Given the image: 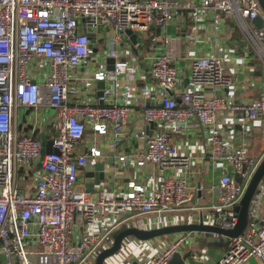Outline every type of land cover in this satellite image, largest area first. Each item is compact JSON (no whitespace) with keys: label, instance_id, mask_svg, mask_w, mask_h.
<instances>
[{"label":"built area","instance_id":"built-area-1","mask_svg":"<svg viewBox=\"0 0 264 264\" xmlns=\"http://www.w3.org/2000/svg\"><path fill=\"white\" fill-rule=\"evenodd\" d=\"M184 10L190 11L193 20L189 36L166 35L165 30ZM206 13H211L213 49L202 57L189 53L190 89L181 91L178 103L182 70L175 65L176 44L185 42L190 50L201 40ZM262 14L258 0H198L197 6L191 0H0V249L4 257L0 264L96 263L103 251L113 247L117 234L131 228L133 220L141 216L154 215L151 224L155 228L203 223L235 229L239 221L236 207L259 165L249 158L246 138L252 124L259 122L264 127V76L258 84L261 100L235 103L225 93L234 84L225 73L226 48L218 46V34L225 21L236 19L248 45L238 64L246 66L254 58L264 69V29L250 26ZM109 26L115 31L100 52L86 30L97 32L102 27L107 32ZM150 28L162 31L165 44L163 51L146 58L148 78L154 85L140 72V60L132 47L122 44L123 37L129 38L127 30L138 36ZM91 44L98 49L94 56ZM109 58L115 61L111 71L107 69ZM97 61L100 67H96ZM71 82L80 87H71ZM101 82L104 87L99 96ZM205 88L224 94L212 98L195 94ZM79 94L85 100L80 101ZM141 99L150 103L140 104ZM18 107H46L57 112L51 124L55 132L51 142L57 153L43 157L31 194H25L16 179L21 171L26 176L39 163L43 142L33 133L15 132ZM138 108L145 123L153 124L152 135L146 136L144 149L120 156L116 166H107L106 177L109 170L153 164L160 171L158 180L130 181L124 190L112 192L98 187L89 193L78 188L79 170L101 156L95 148L89 154L79 152L87 129L109 137L108 146L115 148L120 135L136 119ZM225 113L233 115L241 137L225 130ZM196 129L205 132L210 162L221 170L215 187L219 203L209 207L210 214L196 219L189 216L184 222L167 215L185 210L192 201L196 158L173 144L169 133H195ZM196 190H202L201 186ZM263 204L264 180L251 199L245 229L230 239L227 254L216 264H245L252 258L264 262ZM196 233L168 237L158 244L127 237L119 252L104 264H169ZM129 249L130 256H121Z\"/></svg>","mask_w":264,"mask_h":264},{"label":"crops","instance_id":"crops-1","mask_svg":"<svg viewBox=\"0 0 264 264\" xmlns=\"http://www.w3.org/2000/svg\"><path fill=\"white\" fill-rule=\"evenodd\" d=\"M141 1H145V0H141ZM179 1L182 2L185 0H179ZM191 1L195 6L198 5V0H191ZM262 16L264 17V13L262 14ZM203 20L204 21H202L201 23L204 25V28L200 30L201 40L195 42V44L191 47L192 49L187 50L185 42L182 41L177 42L176 44V50L174 52L175 65L179 66L182 70L181 83L176 92V99L178 103H181V96H180L181 91L190 89V85H189L190 58H188V56L191 57V55L189 53L194 52L196 56L202 57L208 55L209 52L212 51L213 49L214 40L211 37V30H210L212 27L211 13H206L205 17H203ZM192 22L193 20L191 18L190 11L184 10L182 11L180 17L175 21V23L170 28H167L165 30V34L170 37L186 38L190 34V25L192 24ZM250 26L252 28H255L251 22H250ZM105 33H106L105 30H102V31H97L93 34H97L98 37H100L101 34H105ZM93 34L90 35L93 41L96 42L94 40ZM144 34L151 35V37L148 40L143 41L144 43L142 47L145 46L147 48V53L146 54L140 53L139 55L140 56V58H138L140 60L139 70L141 73L143 74L145 73L147 80H149V82L152 85H154L153 81L150 78H148L149 64L146 61V58L148 54L152 52H161L165 49L164 34L162 33L161 30L157 28H150ZM96 44L97 47L99 48L98 43ZM136 44H139L140 46L139 41ZM132 45L134 44L131 41V45L129 46L132 47ZM218 46L222 48H226V53L223 54L226 59L225 73L226 75L233 78L232 83L234 84V86H232V89H230L229 91H225V93L229 94L234 100V102L237 104L243 102L261 100L262 90L258 86V84L263 79L264 69L261 66L260 62L258 60H255L254 58L251 59L246 66L244 65V63L242 65L238 64L237 59H240L245 54V52L248 51V45L244 31L236 19L225 21L224 27L222 28V33L218 34ZM220 50L221 49H219L218 51L220 52ZM251 69H255V71L250 73ZM236 70H237V74H235L234 76L233 73ZM76 85L80 87V83L77 82H71L70 84L71 87ZM195 94L202 98H212L220 94L223 95L224 92H219L213 88H205V89H197L195 91ZM78 97L81 99L80 101L85 100L84 96H81L80 94L78 95ZM91 101L95 102L96 97H91ZM149 103L150 102H148V100L146 101L144 99L140 100V104H149ZM20 109L21 107H18L16 109L15 117H14V130L18 135L33 133L35 137L40 138L42 140L41 136L42 133L45 131L48 137L54 138L55 132L52 128L51 125L52 123L49 124V120L51 116L54 115L53 110L46 107H40L38 109H42V110L38 111V113L37 112L35 113L34 115L35 118H33L32 115H27V117L24 120L22 130L20 131V120H19ZM38 109L29 110L26 108L27 113L33 110L37 111ZM140 114H141V108H138L136 113V119H133L132 122L129 124L131 126V124H133L134 122H138L137 136L135 137L127 136V132L130 130V126H128L127 130L123 134H121L119 140H117L115 148H110L108 146L107 141L109 140V137H105V136H100L105 138L104 144H102L101 147L100 146L94 147L93 146L94 143L93 145H91L90 140L88 138L89 135L92 134L97 135V134H95L90 128H88L87 132H85L86 134H84L83 136L82 142L80 144L79 152L81 154L82 153L89 154L91 152L90 149L95 148L101 152V156L95 160H89V161L95 164L97 162H103L113 158L114 164L110 166L112 167L117 165V161L120 156L129 154L135 150L144 149L146 147V136L152 135V129L145 123V121L141 118ZM232 118L233 115L231 113H225L224 117L222 118V122H224L225 130H230V132H232L234 137L236 136L237 138H239L241 137V135L239 134L240 129L237 130V128L235 127L237 124L235 125L234 123L235 120L233 121ZM191 123L193 125L197 124L195 119H192ZM147 126L149 127V129ZM196 130L198 131H196L195 133L188 132L187 134H175L172 132L169 133L173 144L178 145L179 148L182 150V152L189 151L192 154V156L196 158V163H195L196 165L193 168L194 176L191 179V189H190L191 193L193 194L192 201L186 206H184L183 209L185 210H180L178 212L170 213L167 215L168 218H177L176 220L178 221L179 218H182L184 222H186L189 216L193 217V219L194 218L196 219L198 215L210 214L209 207L219 203V195L215 190V187L217 186L218 180L221 176V170L217 169L210 162L206 149L207 138L205 132H203L200 129H196ZM246 139L248 142V147L250 149L249 158L252 159L254 163H258L260 165L264 160V127L261 126V123L256 122L254 125L252 124V132L249 136H247ZM123 141H125V145L120 146L121 142ZM36 165H34V167ZM34 167L32 168V171L30 173L26 174V176H24L23 174L22 180H27V179L31 180L27 184L28 186L27 193L23 191L25 194H31L35 191V173L37 172V170L34 171ZM85 167L79 170L78 188L86 190ZM109 172L110 173L106 177V179L103 182H101L100 185L95 186L94 189L100 187L105 189L107 192H112L116 189L124 190L126 188L127 183H129L130 181H134L138 184H145L154 181V179L158 180V178L160 177L159 169L153 164H147L146 166H144V168H138L137 166H133L131 169L128 170H120L113 172L109 170ZM21 173L23 172L21 171L19 174ZM17 180L18 179H16V185L23 190V188H21V186L18 185ZM262 180H264V177L262 178ZM199 186H201L202 190L198 192L196 189ZM193 208H200L202 210H193ZM261 215L264 218V204ZM154 217H155L154 215H150L148 217L142 218V220L139 221V223L135 222L138 219L137 218L133 220V224L134 222L136 224L135 226L131 224V228L134 227L145 230L160 229V228H155L154 225L151 224ZM180 225H185V224L170 225V226H180ZM126 229L128 228H125L124 230ZM187 233H191V232L163 235L150 240H140V241H145L150 244L151 243L158 244L165 241L168 237L175 238L179 236H185L187 235ZM195 237L196 238L193 240H191L188 237L186 243L183 246V251L178 254L182 258H184V264H216L227 254V251L229 250V244L231 238H228L226 236L219 234H211V237L208 238V235L205 232H197L195 234ZM129 238L131 239V241L139 240L134 237H129ZM130 255H131L130 249L124 250L121 253V256L123 257H128ZM245 264H264V262L260 258H252Z\"/></svg>","mask_w":264,"mask_h":264},{"label":"water","instance_id":"water-1","mask_svg":"<svg viewBox=\"0 0 264 264\" xmlns=\"http://www.w3.org/2000/svg\"><path fill=\"white\" fill-rule=\"evenodd\" d=\"M262 12L264 13V0H258ZM252 25L257 29H264V17L260 15L256 19L251 21ZM102 27L98 29V31H102ZM87 33L93 34L96 32L95 29L88 28ZM127 36L130 38L132 43L136 45L138 42V36L134 34L131 30L126 31ZM92 40V37H90ZM91 47L93 48V56L96 54L98 49L95 47L94 44H91ZM113 59H108L107 61V69L113 70L114 65ZM104 87V83H99L98 88L99 92L98 95H102V89ZM148 127V126H147ZM149 127L152 129L153 124L151 123ZM148 127V129H149ZM237 130L240 129L239 125H236ZM51 153H57V150L53 148L52 142L48 141L46 142L45 146V154H51ZM114 164L113 158L107 161L103 162H97L92 163L91 161H88L85 167L86 175H85V183H86V191L91 193L94 191V187L101 184L106 179V167L111 166ZM264 177V160L259 165L258 169L256 170L254 176L252 177L248 188L240 202V205L236 207V210L239 213V221L235 229L233 230H223L218 227L214 226H208L204 225L203 223L200 224H188V225H180V226H169V227H163L160 229H154V230H145V229H139V228H128L126 230H122L119 232L115 238V242L112 248L103 251L97 258L95 264H104V261L116 253L119 252L121 249L122 242L127 237H134L139 240H150L156 237H160L163 235H170L175 233H183V232H205V233H211V234H219L226 236L228 238H236L238 237L243 230L245 229L247 225V219H248V209L251 202V199L256 191V188L259 184V182ZM4 257L1 256L0 259H3ZM169 264H184V258H182L180 255L176 254L173 259L170 261Z\"/></svg>","mask_w":264,"mask_h":264},{"label":"rangeland","instance_id":"rangeland-1","mask_svg":"<svg viewBox=\"0 0 264 264\" xmlns=\"http://www.w3.org/2000/svg\"><path fill=\"white\" fill-rule=\"evenodd\" d=\"M114 31H115L114 28H113L112 26H109L107 32H106L105 34H101L100 37H98L97 34H93V35H94V40L96 41V43H98V46H99L100 52H103V51L107 48V46H106V44H105V41L108 39V36H109L111 33H113ZM150 37H151V35H148V34H138V41H139V43H140V46L137 47V46H135V45H132V51H133L134 56L140 58V56H139L140 53H141V54H146V53H147V48H146L145 46L142 47V45H143V43H144L143 41H144V40H148ZM100 38H101V39H100ZM122 44H123V45H131V41H130L129 38H127V37H123ZM141 47H142V48H141ZM93 59H94V61H95V57H93ZM96 67H100V62H99V61L96 62ZM198 95H200V94H198ZM41 110H42V109H38L37 111L33 110V111L27 113L26 108L21 107V109L19 110L20 131L22 130V127H23V124H24V120H25V118L27 117V115H32L33 118H35V116H34L35 113H36V112L38 113V111H41ZM56 116H57V112L54 111V115L51 116V118H50V120H49V124H51V123L55 120ZM129 126H130V125H129ZM137 126H138V122H134L133 124H131V126H130V130L127 132V136H128V137H133V136L135 137V136L138 135V133H137ZM86 132H87V131H86ZM85 134H86V133H85ZM41 138H42V142H43V146H42V149H41V155H42V157H41V159L39 160V164H37V165L34 167V171H36V170L39 169V167H40V163H41L42 160H43V157H44V155H45V146H46V142H47V141H51V140L53 139V137H52V138H51V137H48V135H47V133H46L45 131L42 133ZM88 139L90 140V144H91V145H93V143H94V145H93L94 147H97V146H100V147H101L102 144H104V142H105V138H104V137H100V136H97V135H94V134L89 135V138H88ZM121 145H125V141L121 142L120 146H121ZM92 149H93V148H92ZM92 149H90V151H91ZM245 167L248 168L249 165L246 164ZM19 177H21V178H19ZM22 177H23V173L18 174V177H17V179H18V180H17V181H18V185L21 186V188H23V191L27 193V191H28V186H27V184H28L31 180H30V179L22 180ZM26 181H27V182H26ZM137 218H138V219H137ZM142 218H145V216H141L140 218H139V217H136L135 219H137V220H136L135 222H136V223H139V221H141ZM135 219H134V220H135ZM135 222H134L133 226H135V224H136ZM138 225H139V224H138ZM206 234L208 235V238L211 237V234H210V233H206ZM1 255H2V250L0 249V256H1ZM90 264H95V263H94V262H91Z\"/></svg>","mask_w":264,"mask_h":264}]
</instances>
